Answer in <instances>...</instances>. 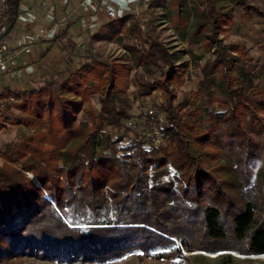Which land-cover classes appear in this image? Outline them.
<instances>
[{"label":"trees","instance_id":"1","mask_svg":"<svg viewBox=\"0 0 264 264\" xmlns=\"http://www.w3.org/2000/svg\"><path fill=\"white\" fill-rule=\"evenodd\" d=\"M238 1L248 16L264 19L258 6ZM18 3L5 0L7 27ZM209 4L207 19L184 34L189 45L204 35L211 52L191 94L194 104L186 100L179 109L173 106L184 81L180 69L187 64L177 68L163 41L146 38L148 49L125 46L123 59L143 71L134 78L138 95L167 92L161 148L139 145L120 155L122 137L114 140L105 130L118 129L131 117L129 83L116 62L121 60L88 51L89 61L68 68L64 95L48 88L4 89L0 97L21 101L22 114L0 117V132L11 124L37 127L40 133L23 136L1 152L0 264L22 256L104 263L131 251L153 259L194 252L264 255V166L253 172L260 157L255 136L264 135V88L255 84L258 75L246 62L244 45L219 36L222 16L213 1ZM130 18L111 20L93 39H122L124 32L142 37L137 23L127 26ZM174 20L177 31L185 30L182 15ZM95 96L99 112L91 101ZM215 103L224 111L213 110ZM233 258L222 254L218 261L232 264Z\"/></svg>","mask_w":264,"mask_h":264},{"label":"rangeland","instance_id":"2","mask_svg":"<svg viewBox=\"0 0 264 264\" xmlns=\"http://www.w3.org/2000/svg\"><path fill=\"white\" fill-rule=\"evenodd\" d=\"M210 1L214 2L218 15L222 16L218 30L219 36L227 43H241L244 45L245 50L248 52L246 62L249 68L258 75L255 84L264 88V19L258 17L255 13L248 16L238 0H160L156 5L152 2L147 5L141 4L138 6L136 14L131 15L127 26L130 27L137 23L143 33L142 37L138 38L134 34L131 36L125 32L122 39L115 37L112 41H96L92 37L91 41L78 52L67 41L64 47L61 48L59 56L54 60H50L42 68L38 67V70L32 75L26 76V78L14 75L11 79L12 88L22 91L48 88L54 93L64 95L63 85L69 77L68 68L76 69L89 61L88 51L105 60H121L116 62L122 64L119 65V69L129 83L127 96L132 104L131 117L123 120L120 128L113 129L108 126L105 130L113 136L114 140L122 137L117 144L120 155L123 153L128 154V148L139 145L147 149L151 146L161 148L165 145L166 139L164 131L166 115L162 111V105L167 100V92L158 89L149 96L140 97L138 95L134 78L136 73H143V71L123 59L127 52L125 46L139 45L141 48L148 49L149 43H145L146 38H157L163 41L169 47L171 53L174 54V63L178 66L177 68H181L180 64L182 63L187 64L185 68L180 69L185 71L184 81L182 85L176 88L177 98L173 102V106L175 109H179L186 100H190V103L194 104L191 94L198 90L203 77L201 68L205 61L211 58V52L204 45V35L197 38V42L193 45L188 44L185 35L194 33L196 25L207 19L206 14L210 8ZM248 1L264 11V0ZM178 14L182 15L187 23L185 30L181 32L177 31L175 27L178 22L174 18ZM161 70L160 68L157 69L156 76H160ZM174 86L176 87V85ZM0 100L4 102V107L0 108V117L11 119L13 116L22 114L17 107L21 104V101L1 97ZM91 101L99 112L101 107L99 97H92ZM212 108L216 112L224 111V106L221 103H215ZM39 133L40 130L37 127L28 128L7 124V127L0 132V165L5 163L1 152L9 144L21 143L23 136L38 135ZM255 139L259 144L260 157L256 161L254 173L264 166V135H256ZM28 176L31 177L32 175L28 174ZM35 184L41 188L39 181ZM48 198L53 201L51 197ZM229 253L234 256L232 264H264V256H245L236 252H194L185 254L186 257L182 258L153 259L142 258L139 251H131L122 258L104 263H67L49 261L34 256H22L21 258H15L10 264H220L218 261L219 255Z\"/></svg>","mask_w":264,"mask_h":264},{"label":"built area","instance_id":"3","mask_svg":"<svg viewBox=\"0 0 264 264\" xmlns=\"http://www.w3.org/2000/svg\"><path fill=\"white\" fill-rule=\"evenodd\" d=\"M58 4L47 5L46 0H19L17 16L12 29L3 35L8 28L4 22V3L0 0V94L5 76L23 77L13 54L16 50L31 54L35 46L42 41H54L64 27L68 26L71 16L77 15L79 23L78 34L72 37L75 51L83 49L104 26L99 17L105 10L109 20L122 19L135 15L139 5H147L153 0H59ZM41 23L39 31L29 32L31 25ZM28 74L38 70L37 66L27 65ZM4 102L0 100V108ZM157 133V132H156Z\"/></svg>","mask_w":264,"mask_h":264},{"label":"crops","instance_id":"4","mask_svg":"<svg viewBox=\"0 0 264 264\" xmlns=\"http://www.w3.org/2000/svg\"><path fill=\"white\" fill-rule=\"evenodd\" d=\"M59 0H46L47 5L51 4H58ZM100 19L103 21V24H107L110 22L109 18L107 17V13L105 10H101L99 13ZM77 15L71 16L70 24L66 27L63 26L61 33L66 30L65 36L58 41H42L40 42L35 48L33 49L31 54L21 53V50H16L13 54V57L16 60L17 66L21 68L23 73V78H26V76H30L32 74H28L26 67L27 65H34L37 67L42 68L45 64L50 62V60H54L57 56H59V53L61 52V48L64 47V44L68 41L73 45L72 37L79 32V23L77 20ZM41 27V23L37 22L36 24H33L29 28V32L33 31H39ZM60 33V34H61ZM59 34V35H60ZM10 76H5L2 83V89L1 93L6 88H12Z\"/></svg>","mask_w":264,"mask_h":264},{"label":"water","instance_id":"5","mask_svg":"<svg viewBox=\"0 0 264 264\" xmlns=\"http://www.w3.org/2000/svg\"><path fill=\"white\" fill-rule=\"evenodd\" d=\"M11 29H12V25H9L8 28L5 30V32L3 33V35H6ZM32 178H33L34 182L37 183L38 180L35 177H32ZM261 256H264V255H261Z\"/></svg>","mask_w":264,"mask_h":264},{"label":"bare ground","instance_id":"6","mask_svg":"<svg viewBox=\"0 0 264 264\" xmlns=\"http://www.w3.org/2000/svg\"><path fill=\"white\" fill-rule=\"evenodd\" d=\"M36 180V179H35ZM37 181V180H36ZM37 183H38V181H37Z\"/></svg>","mask_w":264,"mask_h":264}]
</instances>
